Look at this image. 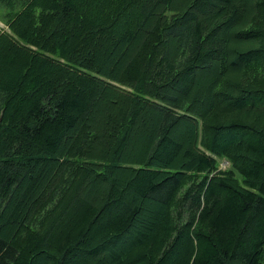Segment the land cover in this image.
Segmentation results:
<instances>
[{
  "label": "trees",
  "instance_id": "1",
  "mask_svg": "<svg viewBox=\"0 0 264 264\" xmlns=\"http://www.w3.org/2000/svg\"><path fill=\"white\" fill-rule=\"evenodd\" d=\"M0 20V264L264 263V0Z\"/></svg>",
  "mask_w": 264,
  "mask_h": 264
},
{
  "label": "rangeland",
  "instance_id": "2",
  "mask_svg": "<svg viewBox=\"0 0 264 264\" xmlns=\"http://www.w3.org/2000/svg\"><path fill=\"white\" fill-rule=\"evenodd\" d=\"M0 27L1 28H6L7 26L5 25V23H3L1 20H0ZM220 167L222 168V169H226V168H228V167H230V163L227 161V160H221V165H220ZM236 177L240 180V182L243 184V177H242V175L240 174V173H236ZM93 193L92 192H89V190H88V192L86 191V192H84V194H81V197L79 198V200L81 201V202H84V203H86V201H90V198H91V195H92ZM70 214H74V211H72V212H70ZM39 264H45V262L43 261V260H41V261H39ZM264 264V263H263Z\"/></svg>",
  "mask_w": 264,
  "mask_h": 264
}]
</instances>
